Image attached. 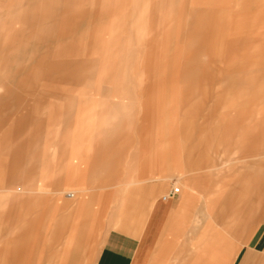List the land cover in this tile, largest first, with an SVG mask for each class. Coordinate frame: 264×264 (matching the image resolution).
<instances>
[{"label":"crops","instance_id":"crops-1","mask_svg":"<svg viewBox=\"0 0 264 264\" xmlns=\"http://www.w3.org/2000/svg\"><path fill=\"white\" fill-rule=\"evenodd\" d=\"M222 3L219 0L216 4L219 10L214 16L218 21L222 19L218 16L219 11L224 10ZM80 29L84 33L88 31ZM131 30L126 34L128 39H133ZM83 39L78 44L66 41L70 46L80 47L85 45ZM128 39L127 46L133 45L135 40L128 44ZM252 86L254 91L250 89L249 94L255 98L253 105L257 108L261 102L260 94L257 93L261 85L254 83ZM68 89L70 87L41 89L39 79L36 81L34 78L30 87L0 88V107L5 104L19 108V113L12 119L17 127L27 126L25 122L29 116L32 118L36 115L38 119L35 122L38 125L36 130L32 132V128L28 127L32 133H26L30 143L38 141L36 162L29 179L25 182L22 166L20 169L16 166L9 173L3 167L7 162H0V227L5 231L4 235L0 232V242H9L8 251L0 253L1 256L9 255L15 242L17 246L13 251L19 258L13 264L47 262L45 251L49 244L46 245L45 230L40 232V220L51 203L64 208L58 218L60 227L66 228L70 218H75L72 220L75 226L66 229L69 235L64 243L63 254L76 256L87 233L92 231L91 227L99 223L104 215L109 220L113 218V203L129 199L134 201L135 208L146 209V217H133L111 227L97 252L96 264H229V261L230 264H264V223H256L250 232L246 231V237L238 239L240 243L235 241L228 245L224 237L213 249H196L192 242L195 238H181L180 233L175 237L163 233L168 221L179 227L180 221L175 215H179L185 205L190 207L194 204V187L188 183L191 180L187 173L192 167L206 163L209 149L208 141L193 156L188 166L181 163L180 109L176 103H168L170 95L167 92L148 94L154 98L148 109L144 94L134 95L127 86L122 89L114 86L112 89H99L97 85ZM249 99L246 98V104L250 106L252 102ZM164 108L171 113L165 119L162 115ZM31 112L35 114L32 116ZM1 116L0 112V122H3ZM259 125L256 124L257 135ZM209 134L212 136L210 131ZM255 139L258 149L264 150V139ZM19 141L24 142L23 138ZM171 141H175L176 148L171 146ZM259 153L262 155L264 151ZM173 155H176L178 162L173 164V169L180 174L179 183L185 187L183 193L180 187L177 195L163 200L165 193L179 185L173 183L158 195L167 187V180L152 179L140 185L139 196L130 194L127 197L129 189L125 187L129 184L163 176L143 173V164L151 163L154 158L165 161ZM85 159H94L96 162L92 165L83 164ZM260 162L264 165L263 160L259 161L255 173L246 180V185L250 186L248 188L255 190L258 203L264 201V171L261 172ZM167 173L165 177L171 176L170 172ZM117 183L122 188H117ZM71 193L72 196L68 195ZM213 201L208 202L210 217L215 214L212 210ZM55 226L57 232L60 227L56 223ZM2 250H6L5 245ZM197 257L209 259L197 260ZM60 264L68 263L63 261Z\"/></svg>","mask_w":264,"mask_h":264},{"label":"rangeland","instance_id":"rangeland-1","mask_svg":"<svg viewBox=\"0 0 264 264\" xmlns=\"http://www.w3.org/2000/svg\"><path fill=\"white\" fill-rule=\"evenodd\" d=\"M23 1L24 0H0V88H26L31 86L33 78L37 79L36 75H34V72L38 69V59L34 55L36 45L41 48L43 45L47 44V61H51L52 59L62 60L63 58H69L66 57V55L69 54L68 52L73 50L71 48L65 49L64 46L67 44L69 45V43L63 37L64 33L57 32L54 34L49 32V29L52 26L49 24H47V26L45 25V22L42 21L44 17L40 18V25L38 20L37 22L34 21V17L31 16L32 11L34 12V8L36 7V3L34 1L30 0L28 2L29 7L28 11H26V24H24L22 28L19 27L17 24V17L20 5H23L24 3ZM205 1L207 4H204ZM82 2H84V0ZM175 2L176 0H149V12L147 16L149 26L148 29L152 30V33L157 36L156 40L162 36L165 40L168 38L170 40L172 38L171 29L173 28V24L171 14L175 9ZM222 2H226V0H222ZM39 3L40 12L43 10L46 11L44 9L46 6V0L39 1ZM62 3L63 14L61 13L62 16L56 26V28L60 30H62L63 26H66L61 23V21L66 17H63L64 13L68 16V25L66 27L71 25L76 26L75 24H71L70 21H75L78 18V15L84 13L87 8H80L78 6L75 8H69V0H62ZM179 3L182 4L179 6V8H182V11L186 9V5L188 8H191L195 7L196 4L194 0H180ZM202 3L203 6L206 5L209 7L212 14L213 11L219 10V6L216 5L219 3V0H209V2L208 0H202ZM9 5L13 6V9L11 8L12 10L9 8ZM261 8H264V0H256V2H254L253 9L257 10ZM116 11L113 10L112 7L105 8V23L108 21L110 23V20H112V13ZM116 15L114 17H116ZM259 17L262 20L264 18V12H262ZM101 22L102 19L100 18V23ZM9 25L10 35L5 37V31L8 30ZM80 27L85 28L86 31L89 29L83 23H80ZM37 28L47 31V41L37 43L34 39L28 37V43H25L27 32H29V35L32 36L31 32L36 31ZM82 43L86 44L87 39H83ZM129 43L132 44L133 39H128V44ZM22 44L27 45V50H24L25 53H21L20 48ZM128 47L133 49L136 46L128 45ZM58 67L59 66L55 67L52 75L47 78V89L56 90L68 87L66 84L69 82L63 83L59 78L60 74L57 70ZM212 79L210 80V87L208 88L209 95L206 97V100L210 102L211 105L209 104L204 111H202L197 104L194 105L195 98L189 107V113L185 112L186 110H182L185 109V107L181 108L180 106L181 110L179 117L183 120L181 121L182 124L180 123L179 126L181 145H183L186 140H190L191 144H200L199 146L202 150L204 148V144L209 141L206 163L199 167H192L191 171H188L187 173L191 180L188 183L194 187L192 192H195V202H193L194 204L190 207L185 205L184 208L180 209L179 215H175V217L180 221L179 227L177 224L173 225V222L168 221L163 229L164 234H171L174 237L180 233L179 235L181 238H195L192 242L194 243L196 249H213L220 244V238L223 239L224 237L227 238L228 245L230 243H234L235 241L240 243V240L238 239H241L242 236L245 238L246 231L250 232L256 223H264V201L258 203L256 200L255 190L253 188H248L250 186L246 185V180L248 179L247 177L255 173L257 163L261 160L264 161V153L262 155L259 153L264 150L258 149L257 140L255 139H264V113L261 111V105H263L264 102L257 106V108L252 103L250 106L242 108L240 114L235 113L236 109H225L222 106L223 100H225L224 96H232L233 90L232 88H229L226 92L225 88V90L221 92V81ZM253 81H255L254 83H259L261 85V88L257 91V93L260 94L261 101H264V71ZM79 82L80 81H77L76 84L72 83L77 85ZM82 82L84 81L81 80V83ZM39 83L42 87V83L45 82L41 79ZM182 83V79L178 77L179 93L183 91ZM253 91L254 88H251V92ZM236 92H234V94H236L235 96L239 94V92ZM216 94H218V97ZM198 99L199 98H196V101H198ZM181 100L180 96L179 102L182 104ZM215 100L217 103L213 104ZM251 100L253 101L254 98ZM220 101L222 102L221 104ZM0 112L3 119V122H0V162L1 160L7 162L4 164L5 166H2L6 167L9 173L11 172V169L13 170L16 166L18 169L22 166V169L24 170V180L26 182L27 179H29L28 177L31 174L32 168L36 162V150L38 143V141L36 143H30V140L26 137V133L29 131V128H32V132L36 130V126L38 125H35V122L38 119L36 120V115V118L34 116H31L32 118H30L29 116L25 122L27 126L19 128V126L17 127V125L13 123L14 117L19 113V108L17 106L3 105V107H0ZM32 114L35 113L31 112L30 115ZM162 115L165 119L167 116L170 117L171 113L166 112V109L164 108ZM203 119H205L206 123H201ZM187 120H190V124H186ZM260 120L262 123L259 125V135H257L258 129L256 122H259ZM188 125H191L192 127L189 128ZM220 126L221 128L218 129ZM188 131L191 133L189 138H186ZM209 131L213 134L212 136H210ZM220 137H222V139L219 140ZM20 138H23L24 142L19 141ZM181 145L180 149H182ZM171 146L174 148L177 147L175 141H171ZM262 147L264 148V144ZM183 155V153L180 154V157ZM180 161L183 163L181 158ZM95 162L96 160L94 159H85L82 163L92 165ZM176 163H178L176 161V155H173L170 159L165 161H162L159 158H154L151 163H147L145 165L143 164V173L162 174L163 176L147 178L142 181V183L129 184L125 187L129 189L127 197L130 194L133 197H137V195L139 196L138 190L140 185L152 179L167 180V187L160 191L158 195L164 193L165 190L173 183L179 185L183 193L185 187L179 183L180 174L176 169H173V164ZM260 168L261 172L264 171L263 162H260ZM167 172H170L171 176L165 177V173ZM116 186L117 188H122V186L118 183ZM213 199L215 201L212 202V210L215 214L213 217H210L208 212L211 207L208 206V202ZM113 205L115 206L113 209V218L109 220L104 215L99 223L96 222V224L91 227L92 231L89 234L87 233L77 255L66 256L63 254L64 243L69 235V232L66 229H70L75 226L72 221L75 218L74 216L70 218V222L66 228L60 227L58 218L61 217L64 208L53 203L49 204L48 209H46V212L44 213L45 219L44 217H42L41 220L39 219L41 222L40 232L45 230L44 237L46 238V245L47 243L49 244L45 251L47 254V262H45V264H60V262L63 261H66L68 264H70V262H73L71 264H96L95 259L97 252L103 242L104 236L111 227L117 226L118 224L120 225V223H123L125 220L129 221L133 217L145 218L147 215L145 208H135L134 201L129 199L121 200L120 202L117 200L113 203ZM53 210L55 211L54 214L51 213ZM109 210L110 209H108V211ZM217 211H219L217 213L218 216H216ZM53 217H55V219H53L55 221L52 220ZM55 223L57 226L59 225L58 227H60L57 232L54 230V227H56ZM2 228L3 227H0V232L1 235H4L5 231H3ZM8 243L9 242H0V253L8 251ZM4 245L6 250H2ZM72 256L74 258H72ZM196 259L207 260L209 258L197 257Z\"/></svg>","mask_w":264,"mask_h":264},{"label":"bare ground","instance_id":"bare-ground-1","mask_svg":"<svg viewBox=\"0 0 264 264\" xmlns=\"http://www.w3.org/2000/svg\"><path fill=\"white\" fill-rule=\"evenodd\" d=\"M29 1L24 0L23 5L19 4L17 24L21 28L26 24ZM31 1L36 3L31 16L34 17V21L38 20L39 25L40 18L44 17L42 21L45 22V25L52 26L49 29L50 33L62 32L65 40L73 41L76 44L83 38L88 41L87 44L80 47L65 46V49H73L66 55L69 58L52 59L51 61H47V44L41 48L36 45L34 55L38 59V69L34 75L39 79V82L41 79L45 82L42 83V87L40 86L41 89H47V78L52 75L54 68L59 66L57 69L60 74L59 78L63 83L69 82L70 84L66 85L70 89L91 88L93 85H97L99 89H112L113 86L122 89L127 86L134 95L144 94L145 105L148 109L154 99L148 94L167 92V95H170H168L169 104L175 105L176 103L178 108L185 107L182 110L189 113V107L194 98V105L197 104L202 111L209 106L210 102L206 100V97L209 95L208 88L210 80L213 78L221 81V92L225 88L226 92L229 88L233 90L232 96H224L225 100H223L222 106L225 109H236L235 113H240L242 110L239 109L249 106L246 104V98L252 99L249 90L254 87L252 86L255 82L253 80L264 71V18L259 20V15L264 12V8L253 10L256 0H226L222 3L224 10L219 11L218 16L222 17L220 21L214 16L218 11L215 10L212 14L208 6H203L202 0H194L195 7L188 8L186 5V9L183 11L182 8H179L182 5L179 3L180 0H176L175 9L171 14L173 28L170 40L169 38L165 40L163 36L156 40L157 36L148 29L149 0H84V2H82L83 0H69V8L78 6L88 9L86 8L84 13L78 15L75 21H70L71 24L76 25H71L72 28L71 26L66 27L68 16L64 13L63 17H66L61 23L66 26H63L62 30L56 28L63 14L62 0H46L44 7L46 11L42 12H40L39 3L42 0ZM204 4L207 2L205 1ZM106 7L117 10L112 13L110 23L109 21L105 23ZM9 8L13 9V6L9 5ZM115 15L116 17H114ZM100 18L102 19L101 23ZM80 23L89 28L87 33H84L83 30L80 31ZM216 25H220V27ZM129 29L133 31V40H135L133 45L136 46L130 50L127 49L128 38H126ZM5 33V37L10 35V25ZM31 34L32 36L27 32L25 43H28V37L37 43L47 41V31L37 28ZM20 49L21 53H25L27 45L22 44ZM178 77L183 82L181 93L178 88ZM81 80L84 82L81 83ZM77 81L80 82L75 85ZM234 92H239V94L235 96ZM180 96L182 104L179 102ZM216 96L218 97V94ZM196 98H199L198 101ZM251 99L249 100L253 103L254 100ZM263 102L262 100L260 104ZM216 103L215 100L213 104ZM261 111L264 113V104L261 105ZM179 121L182 124L181 118ZM259 122L262 123L261 120ZM201 123H206L205 119ZM186 124H190V120H187ZM190 133V131L187 132L186 138H189ZM199 145L191 144L190 140H186L181 145L180 154L184 155L180 158L183 164H186L185 167L200 151ZM68 195L72 196L73 194ZM16 246L15 242L12 243V252L10 251L9 255L1 256L0 254L2 257L0 264H13L19 258V255L13 251Z\"/></svg>","mask_w":264,"mask_h":264},{"label":"built area","instance_id":"built-area-1","mask_svg":"<svg viewBox=\"0 0 264 264\" xmlns=\"http://www.w3.org/2000/svg\"><path fill=\"white\" fill-rule=\"evenodd\" d=\"M180 192V186H174L169 192L162 196L163 200H168Z\"/></svg>","mask_w":264,"mask_h":264}]
</instances>
